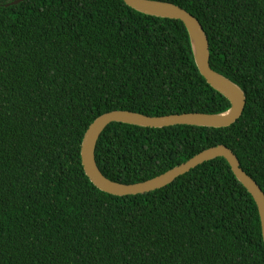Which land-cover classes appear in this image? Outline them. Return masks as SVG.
Returning <instances> with one entry per match:
<instances>
[{
  "label": "trees",
  "instance_id": "16d2710c",
  "mask_svg": "<svg viewBox=\"0 0 264 264\" xmlns=\"http://www.w3.org/2000/svg\"><path fill=\"white\" fill-rule=\"evenodd\" d=\"M0 0V264H264L258 207L224 158L139 195L102 192L84 172L90 125L122 110L220 114L179 20L123 0ZM187 10L211 67L247 96L225 128L112 123L96 149L122 184L225 145L264 191V0H156Z\"/></svg>",
  "mask_w": 264,
  "mask_h": 264
},
{
  "label": "water",
  "instance_id": "95a60500",
  "mask_svg": "<svg viewBox=\"0 0 264 264\" xmlns=\"http://www.w3.org/2000/svg\"><path fill=\"white\" fill-rule=\"evenodd\" d=\"M23 0L5 4L4 7L18 5ZM130 8L150 16L179 20L184 23L190 36L195 63L208 84L225 96L231 108L220 114L184 113L166 116H147L131 111H112L98 117L87 130L81 149L82 165L86 176L102 192L115 196H134L165 188L179 177L198 166L224 158L240 183L252 195L259 211L264 240V191L259 184L241 167L235 152L225 145L208 148L187 162L153 179L136 184H122L107 178L96 161V149L100 137L112 123H124L145 128H166L178 125H190L210 128H225L235 124L243 115L247 96L245 91L229 78L211 67L210 43L200 21L184 8L172 3L156 0H123Z\"/></svg>",
  "mask_w": 264,
  "mask_h": 264
}]
</instances>
